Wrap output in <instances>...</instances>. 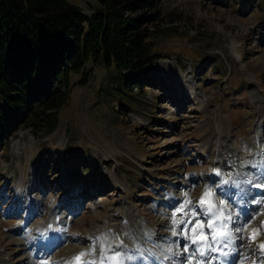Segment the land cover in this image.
<instances>
[{"label": "rangeland", "instance_id": "obj_1", "mask_svg": "<svg viewBox=\"0 0 264 264\" xmlns=\"http://www.w3.org/2000/svg\"><path fill=\"white\" fill-rule=\"evenodd\" d=\"M161 16L164 32L151 39L158 59L139 72L146 88L125 91L113 69L88 63L84 85L80 75L71 77L53 133L25 123L0 135L5 264L60 262L113 226L130 235L129 223L140 228L139 237L144 228L155 230L152 243L164 246L172 236L171 212L185 192L195 198L206 185L211 161L233 168L248 187L264 189V175L248 163L264 145V0H162ZM170 195L179 202L158 206ZM249 197V209L264 200L252 205ZM30 200L31 213L25 208ZM261 212L240 215V224L249 214L258 225ZM50 216L59 237L37 260L30 254L39 247L34 229Z\"/></svg>", "mask_w": 264, "mask_h": 264}, {"label": "trees", "instance_id": "obj_2", "mask_svg": "<svg viewBox=\"0 0 264 264\" xmlns=\"http://www.w3.org/2000/svg\"><path fill=\"white\" fill-rule=\"evenodd\" d=\"M84 1L0 0L1 136L25 123L53 133L71 77L84 85L88 63L113 69L125 91L147 87L139 72L158 59L151 39L164 32L162 0Z\"/></svg>", "mask_w": 264, "mask_h": 264}, {"label": "snow or ice", "instance_id": "obj_3", "mask_svg": "<svg viewBox=\"0 0 264 264\" xmlns=\"http://www.w3.org/2000/svg\"><path fill=\"white\" fill-rule=\"evenodd\" d=\"M234 183L238 184V182ZM184 196L185 199L171 212L170 231L173 237L182 235L190 241L189 244L184 245L182 249L184 253H189L192 245L196 247L181 264H211V261L200 258H206L209 253H219L221 257H228L231 252L237 250V240H246L251 245L261 235L264 222L253 227L255 217H250L237 227H231L236 223L233 216L239 214L229 211V205L224 199H218L212 188L205 187L195 202L190 198L188 192H185ZM197 207L200 209L199 212L196 210ZM206 229L207 231H205ZM249 229H251V234L244 235L249 233ZM145 235L148 240H151L150 232H146ZM258 247L264 251V241H261ZM124 248H127V245L119 236H112L110 232L103 233L93 238L92 245L86 251H80L64 261V264H127L134 257L126 252L114 250ZM224 249H228V251H224ZM136 251L143 258V253L147 250L137 246ZM177 255L179 253H174L171 247L162 249L159 255L148 251V256L155 257L158 264H164L165 261L177 264V261L172 259ZM85 257H89V259H84ZM248 259L249 257L245 254L244 259L239 260L238 264H246ZM220 264H225V262L221 261ZM252 264H255V261H252Z\"/></svg>", "mask_w": 264, "mask_h": 264}, {"label": "bare ground", "instance_id": "obj_4", "mask_svg": "<svg viewBox=\"0 0 264 264\" xmlns=\"http://www.w3.org/2000/svg\"><path fill=\"white\" fill-rule=\"evenodd\" d=\"M263 122H264V120H263ZM202 144L203 145L206 144V141H204ZM200 150L204 151V148H200ZM254 151L256 153V150H254ZM256 155H257L256 156L257 159L255 161H251V160L248 161V163L251 162L249 164V168L252 167L253 165H257L259 173L264 175V145H261L260 148H258ZM258 155H260V158L258 157ZM218 164H220V163L217 161H211L209 163V166L207 167L206 173L204 176V182L206 183V185L203 186V184H202L203 187L201 186L199 188L200 191L196 194V197L191 198V199L194 202L197 201L199 196L202 194L204 188L210 187L217 194L218 199H224L226 204L229 205V209H228L229 211H234V212L238 213L239 215H241V214H244V211H246V212H248L249 210L250 211L251 210L256 211L257 209L261 208L263 213L261 212V215L258 219V223H259L258 225H260L261 222H264V208H263L264 200H262V201L259 200L261 197L264 196V192L261 190V187L259 185H258V187H256L257 185L255 184V187H252L253 188V190H252V188H250V186L248 187V185L244 182V180H242L243 178L240 177L241 180H238V177H236V175L234 173H232V170H234L233 168H232V170H230L227 167L224 169H221V167L218 166ZM240 165L242 166L243 163H240ZM245 177H247V176H245ZM225 181H227V182H225ZM234 182H238V184L234 183ZM211 183H214L213 184L214 186H211ZM250 184H252V182ZM171 196H173V195L168 196L170 198H168V197L164 198L163 197L164 198L163 200L159 199L158 200V203H159L158 206H160V202H161L163 208L164 207L170 208L176 201H178L177 197L171 198ZM249 196H252V198H254L253 201H251L252 205L255 204L254 202L256 200H259L258 202L261 203L262 205H259L258 207L253 206V208L249 209L248 208V206H249L248 202L245 201V199L246 200L250 199ZM32 204H33V202H32V200H30L28 205L25 207L26 210H28V212H30V213L32 212V210H33L32 208L34 207V204L33 205ZM20 208H22L21 205H20ZM68 210L69 211L75 210V207L72 206L70 208V206H69ZM196 210L199 212L200 211L199 207H197ZM161 211L164 213L165 210L161 209L158 211V213L160 214ZM239 215L233 216V220L236 221V223L232 224L231 227L234 228V227L239 226V224H240V222H239L240 216ZM250 216L251 215H249L248 218H250ZM52 217L53 216H50L44 225H42V226L40 225V227L37 226L34 229V231H35V236L33 238L34 245L35 246L38 245L39 247H38L36 252L33 250L30 251V254L31 255L33 254L32 258H36L38 260L39 258H42L43 256L48 255L49 251H50V246L52 244H54V242L59 237V232H56V228H55L56 222L54 221V219ZM123 218H124V220L127 219L126 216H124ZM201 218H203V217L201 216ZM244 222H245V220L243 221V223ZM255 224H257V223H253V227L257 226ZM127 226L128 227H126V228L128 231H130V235L123 234L121 232V227L119 225L113 226L109 230V232L112 234V236H119L120 239L123 240L124 244L127 245V248L114 249V250L126 252L127 254L134 256V259L131 261H128L127 264H158L155 257L148 256V251H151V252L159 255L162 252V249L167 248V247H171L172 251L174 253H179V255L173 256L172 259L177 261V264H181V262L183 260H185L187 258V256L191 253V251L196 247L195 245H192L189 253H184L180 246L189 244L190 241L184 240L179 235H177L175 237L169 236L168 237L169 243H166V245H164V246L155 247L156 245H154L152 243V238H154V237L157 238V236H158V234L155 233V230L154 231L152 229L147 230L148 232H150L152 234L151 240H148L146 235H145V233L147 232L146 231L147 228H144L145 230L143 229L142 237L141 236L139 237L138 232L140 231V228L137 225H134V224L132 225L131 223H129V225L127 224ZM19 227H20L19 225H16V226L12 227V229L18 230ZM205 231H207V229ZM55 232H56V235H55ZM105 233H106V231H105ZM250 234H251V229H249V233H246L244 235H250ZM99 235H101V234L98 233L94 237L90 235V236H88V238H92V237L95 238ZM238 235H240V234H238ZM93 238L91 240V243L89 242L90 243L89 247L93 243ZM171 241H173V244H170ZM261 241H264V228L261 229V235L257 238L255 243H253L251 245H248L249 242L246 240H243V241L237 240L236 241L237 250L234 252H231L228 257H225L226 261L221 256H219V253H209L206 258H200V259H207V260L211 261V264H220L221 261H224L225 264H238V261L244 259L245 254H246L249 257L246 264H252V261H255V264H264V251H261L258 247V245ZM242 243L243 244L246 243V245L243 246ZM41 246L47 247V249L44 253L42 252L43 249ZM137 246L147 250L143 253V258H141L140 253H138L136 251ZM88 248H82V249L77 248L78 250L73 249L67 255V259H65V257H64L62 261L55 262L53 264H64V261L70 259L71 257H73L75 254L79 253L82 250L86 251ZM25 249L29 250L28 248H25ZM224 251H228V249H224ZM84 259H89V257H85ZM0 264H5L4 261L1 260V257H0ZM38 264H48V263H44L43 259H42L40 261V263H38ZM164 264H172V261H165Z\"/></svg>", "mask_w": 264, "mask_h": 264}]
</instances>
